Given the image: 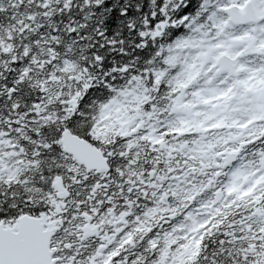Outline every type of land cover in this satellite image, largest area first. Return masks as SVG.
Here are the masks:
<instances>
[{
    "label": "snow or ice",
    "instance_id": "obj_1",
    "mask_svg": "<svg viewBox=\"0 0 264 264\" xmlns=\"http://www.w3.org/2000/svg\"><path fill=\"white\" fill-rule=\"evenodd\" d=\"M0 264H264V0H0Z\"/></svg>",
    "mask_w": 264,
    "mask_h": 264
}]
</instances>
